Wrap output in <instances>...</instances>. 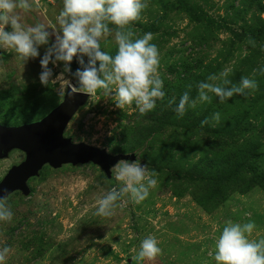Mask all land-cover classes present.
Segmentation results:
<instances>
[{
  "label": "rangeland",
  "instance_id": "1",
  "mask_svg": "<svg viewBox=\"0 0 264 264\" xmlns=\"http://www.w3.org/2000/svg\"><path fill=\"white\" fill-rule=\"evenodd\" d=\"M142 2L147 8L127 27L133 39L153 34L164 98L141 114L135 101L118 108L110 85L111 92L90 95L65 135L113 154L136 153L137 160L129 162L146 167L144 183L155 178L156 187L136 202L125 181L114 174L108 179L92 162L57 169L45 165L29 181V196L17 191L5 200L4 210L13 215L0 220V252L9 249L3 264H217L215 242L228 221L254 223L249 240L264 239V0ZM28 3L29 10L15 13L22 27L43 23L54 43L56 34L62 35L57 16L63 0ZM109 28L100 50L115 56V32L128 28L111 23ZM4 30L11 31V25ZM48 46H40V57L27 62L14 49L0 48V123L39 120L63 100L59 85L40 82V60ZM84 61L87 65V56ZM78 67L74 58L73 73ZM49 68L54 79L63 64ZM210 75L217 78L209 80ZM243 77L258 88L223 102L210 92V102L199 100L200 82L231 88ZM65 78L75 84L67 73ZM185 92L189 106L179 116L175 109ZM25 156L13 150L1 159L0 180ZM113 191V215H97L99 201ZM149 236L157 239L161 254L133 261Z\"/></svg>",
  "mask_w": 264,
  "mask_h": 264
},
{
  "label": "clouds",
  "instance_id": "2",
  "mask_svg": "<svg viewBox=\"0 0 264 264\" xmlns=\"http://www.w3.org/2000/svg\"><path fill=\"white\" fill-rule=\"evenodd\" d=\"M38 5L39 0H34ZM63 9L57 16L62 35L57 33L55 42L50 43L52 33L45 29L43 23L35 27L23 28L20 17L16 15L17 9L29 10L32 6L28 0H0V48H12L25 62L40 57L39 47L49 45L40 60L43 71L40 74V82L44 86L59 85L57 95L63 97L66 86L72 93H84L94 95L103 89L106 93L111 92L110 85L115 86L116 106L123 108L126 104L135 101L141 114H145L156 107V100L163 99L165 93L163 80L158 74L159 51L155 44L151 43L153 34L145 33L143 37L133 39L135 33L129 26L132 22L141 18V13L147 8L142 0H63ZM109 23L118 29L128 28L127 31L117 30L115 41L118 51L115 56L101 51L100 38L110 33ZM11 25V31H5L4 26ZM249 43L254 41L249 40ZM88 57L85 65L84 57ZM74 58L81 67L73 73L71 65ZM99 61V67H97ZM54 67L62 70L53 77ZM73 77L75 84L65 78V74ZM227 71L221 73L227 76ZM264 74V70H262ZM215 75H210L209 80H215ZM225 84L230 81L225 80ZM199 100L210 102L208 93H214L223 102L235 94H244L245 90H256L258 84L255 80L247 77L241 79L240 85L225 88L212 83L200 82L197 85ZM190 97L185 92L179 100L175 111L183 116L186 106H189ZM195 107V101L191 102ZM214 119L219 121L220 114L215 113ZM207 121H202L205 124ZM112 172L117 180L125 181L126 191L131 192L136 202L143 201L149 195V190L155 188L157 180L150 178L147 186L144 181L146 167H141L139 162L131 163L120 160L112 167ZM156 176L155 172L151 173ZM6 197L0 199V220L10 221L12 212L4 210ZM117 200L115 191L99 201L97 215H113L114 202ZM254 223H233L228 221L215 242V261L217 264H264V239L259 242L249 240ZM9 252L5 248L0 252V264L6 259ZM162 249L158 247L155 237L149 236L140 245L138 256L133 261L153 260ZM211 254V253H210Z\"/></svg>",
  "mask_w": 264,
  "mask_h": 264
},
{
  "label": "water",
  "instance_id": "3",
  "mask_svg": "<svg viewBox=\"0 0 264 264\" xmlns=\"http://www.w3.org/2000/svg\"><path fill=\"white\" fill-rule=\"evenodd\" d=\"M90 95L72 93L67 88L63 100L39 120L21 125L0 123V160L13 150L25 152V159L10 167L0 180V199L20 191L31 194L29 181L37 177L45 165L60 168L65 164L92 162L104 171L108 179L113 177L112 167L120 160L135 161L138 155L132 153H110L86 142H75L65 135L70 120L89 100Z\"/></svg>",
  "mask_w": 264,
  "mask_h": 264
},
{
  "label": "trees",
  "instance_id": "4",
  "mask_svg": "<svg viewBox=\"0 0 264 264\" xmlns=\"http://www.w3.org/2000/svg\"><path fill=\"white\" fill-rule=\"evenodd\" d=\"M133 264H137V263H133Z\"/></svg>",
  "mask_w": 264,
  "mask_h": 264
}]
</instances>
